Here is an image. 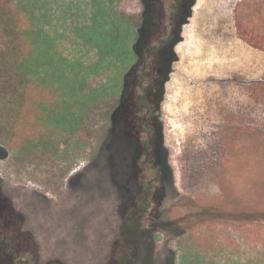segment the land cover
I'll return each instance as SVG.
<instances>
[{
    "label": "rangeland",
    "instance_id": "rangeland-1",
    "mask_svg": "<svg viewBox=\"0 0 264 264\" xmlns=\"http://www.w3.org/2000/svg\"><path fill=\"white\" fill-rule=\"evenodd\" d=\"M261 1L196 0L184 22L157 111L173 182L164 191L154 184L129 264H264V220L194 223L202 206L264 210V51L239 30L259 24ZM174 3L14 0L24 50L11 77L27 82L16 89L10 121L0 102L8 140L0 142V193L22 214L12 221L25 220L13 245L19 255L28 258L37 242L45 258L99 264L102 244L120 234L121 212L154 180L134 139L146 116L136 100V45L144 27L169 31ZM1 248L0 264H11Z\"/></svg>",
    "mask_w": 264,
    "mask_h": 264
},
{
    "label": "trees",
    "instance_id": "trees-1",
    "mask_svg": "<svg viewBox=\"0 0 264 264\" xmlns=\"http://www.w3.org/2000/svg\"><path fill=\"white\" fill-rule=\"evenodd\" d=\"M194 0L191 3V9L195 4ZM14 0H0V91L5 94L4 98H0L4 106V115L2 120L8 121L11 106L14 104L16 89L24 86L27 82L23 79L17 81L11 74L15 69V58L24 50L20 41L21 33L17 31L16 15L13 10ZM257 8L254 14L259 19V24L256 26L239 24V30L242 38L251 46L264 51V1L262 0L256 4ZM2 99V100H1ZM10 121V120H9ZM7 139L0 137V142L6 144ZM147 156H149V166L154 169L155 178L150 181L147 188L144 185L141 187V196L136 201V204L127 215L126 211H122V224L120 226V234L117 239L112 262L114 264H129L130 258L135 255L137 251V239L143 233L144 220L147 218L151 206V196L155 190L154 184L162 183V191L166 190L173 182V170L169 163L168 153L160 144L158 150L157 160L152 154L151 145L148 146ZM153 164V165H152ZM152 165V166H151ZM160 182V183H159ZM158 188H156L157 190ZM197 220L195 224L214 219H225L237 222H249L255 220H264V210H229L214 206H202L200 213L196 214ZM151 225V224H150ZM0 230H3L1 227ZM2 232V233H1ZM4 232V233H3ZM0 239L6 245L11 243V248L8 249V256L11 258V264H21L26 261L23 260L19 252L12 246V242L8 238L5 231H0ZM10 246V245H9Z\"/></svg>",
    "mask_w": 264,
    "mask_h": 264
},
{
    "label": "flooded vegetation",
    "instance_id": "flooded-vegetation-1",
    "mask_svg": "<svg viewBox=\"0 0 264 264\" xmlns=\"http://www.w3.org/2000/svg\"><path fill=\"white\" fill-rule=\"evenodd\" d=\"M175 3L171 6V17L169 21V31L167 33L161 31H157V34H150L147 31V27H144L141 32L140 40L138 41L137 52L139 59L143 62L141 67L142 76L139 78V88L141 89V94L137 97V103L139 105V110L142 113L144 111V129L141 134H139L138 138H134L137 147L140 148V154H147L149 145H156V154L158 155V150L160 148L161 136H160V123L159 117L157 116V111L160 108L161 102L164 96V86L167 82L168 76L171 71L172 63L175 59L174 49L179 44L181 38V28L184 25V22L189 17L191 13V3L194 0H174ZM149 6V4H148ZM146 130V131H145ZM138 156V155H137ZM0 199H4L5 201L7 198L0 193ZM6 203L11 204V208L14 211L13 214L11 210V216H2L3 219H7L8 222L6 223L5 220H0V229L1 227L5 231L3 224L9 226L10 224L13 225V232L16 231V234L13 235L7 233L8 238L12 242L13 245H17L18 248L20 244L16 243L19 233L22 235V239L24 237L26 228H22L25 226V220L22 223H15L12 221V216H19L21 217L22 214L19 213V210L16 209L14 201L10 203L6 201ZM9 209V208H8ZM10 210V209H9ZM23 220V218H22ZM123 221V219H122ZM5 222V223H3ZM10 222V223H9ZM18 222H21L18 221ZM122 224V223H121ZM10 225V226H11ZM2 233V232H1ZM4 233V232H3ZM18 233V234H17ZM18 235V236H17ZM17 236V237H16ZM15 239V241H14ZM138 240V239H137ZM14 242V243H13ZM0 245L2 246L1 249H5L8 253V249L11 248V243L6 245L5 242H2L0 239ZM10 245V246H9ZM30 246V244H29ZM16 252L17 249L13 247ZM33 249L30 246V253L28 258H23L26 261V264H66L59 259H45L42 256V251L40 246L35 242V249L33 253ZM115 249V244H114ZM114 255V254H113ZM112 262V259H111ZM25 264V263H21ZM112 264H114L112 262Z\"/></svg>",
    "mask_w": 264,
    "mask_h": 264
},
{
    "label": "crops",
    "instance_id": "crops-1",
    "mask_svg": "<svg viewBox=\"0 0 264 264\" xmlns=\"http://www.w3.org/2000/svg\"><path fill=\"white\" fill-rule=\"evenodd\" d=\"M118 220H119V218H118ZM117 223L119 224V221H117ZM117 232H118V225H117ZM118 237H119V235H117V233H116V235L113 237V239L110 241V243L102 244V247H101L102 260H101V262L99 264H104L109 259L110 255H111L113 243L116 241V239ZM88 258H90V257H88ZM93 258H94V256H93ZM45 259H60L64 263L68 264V262L65 261V259L62 258V257H53V258L49 257V258H45ZM88 262H89L88 264H92V258H90Z\"/></svg>",
    "mask_w": 264,
    "mask_h": 264
}]
</instances>
